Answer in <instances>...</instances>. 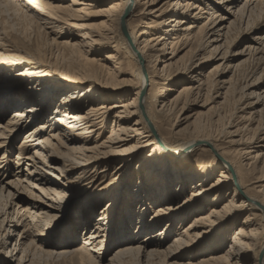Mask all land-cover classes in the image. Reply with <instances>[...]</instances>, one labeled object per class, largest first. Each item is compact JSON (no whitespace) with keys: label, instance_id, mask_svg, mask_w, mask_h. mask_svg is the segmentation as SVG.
<instances>
[{"label":"bare ground","instance_id":"obj_1","mask_svg":"<svg viewBox=\"0 0 264 264\" xmlns=\"http://www.w3.org/2000/svg\"><path fill=\"white\" fill-rule=\"evenodd\" d=\"M198 1L203 0H0L8 15L62 39L64 50L62 63L44 65L29 56L11 53L0 38V70L25 67L22 75L48 80L49 87L56 89V95H46V90L38 87H31L23 96L15 95L13 114L5 120L12 103L2 101L18 93L25 83L20 76L0 81V213L9 216L7 207L11 203L17 207L20 219L15 232L20 238L31 239L26 249V243L22 244V256L7 264H33L38 255L44 254H56L59 259L67 256L75 264H118L125 257L140 264H264V189L255 186L264 180V150L252 151L256 142L246 137L248 128L232 118L223 124L225 119L218 114L229 94L226 85L230 79L225 80V76L244 62H229L234 54L225 49L227 35L235 21L247 26L252 13L264 7V0H204L207 11ZM142 7L144 12L139 13ZM136 13L150 20L139 30L131 28ZM204 14L207 17L203 18ZM93 17L102 21L90 23ZM195 29L202 30L197 43L206 49L208 58L195 56L196 62L183 70L187 85L169 99V87L181 74L173 70L174 60L182 46L196 43ZM257 40L254 44L261 46L264 37ZM245 52L235 54L241 57ZM247 52L256 55L261 51L250 46ZM215 60L220 63L209 72L215 73L208 83L209 73L203 74V69L208 61ZM154 62L163 65L154 69ZM253 87L250 84L244 88L250 91ZM211 90L216 96L210 100H215L207 104L200 98L210 96ZM37 93L42 98L40 104L36 102ZM186 95L188 100L183 99ZM244 95L255 98L246 106L252 112L249 116L259 114L264 97L256 96L255 91ZM59 96L62 104L55 106ZM181 105V112L188 105L207 109L218 125L222 122L221 131L197 133L195 125L202 111L180 119L181 112L177 114L176 110ZM170 115L169 129L156 122ZM108 122L110 130L104 137ZM158 130L170 131L168 136L181 135L182 139L165 138ZM23 135L18 149L14 148L16 139ZM14 149L18 150L16 167L9 163ZM198 149L219 170V177L211 184L207 170L199 167L197 172L185 171L184 164H189L190 158L187 155ZM23 164L28 167L21 168ZM133 165L139 172L149 166L165 172L153 179L160 188L149 198L162 196L160 205L146 214L145 220L141 216L147 205L140 197L143 187L130 184ZM186 183L192 191L174 206L176 191L182 192ZM23 192L30 199L23 197ZM70 199L75 204L81 199L76 209L82 217L76 223L79 229H88L77 249H71L75 234L64 236L65 243L47 241L56 229L55 214ZM121 204L132 207L128 213L123 209L126 216L135 209L134 218L139 219L128 223L133 227L130 232L125 219L120 218L114 229L109 219L120 216ZM98 207L99 216L89 229V214ZM189 216L190 222L165 242L166 236L175 233ZM228 222L240 226L224 250L227 239L223 231ZM154 229L160 231L150 237L149 244H142L145 240L137 235H148ZM110 233L111 247L116 248L109 259H104L100 255ZM211 236L215 237L213 250L217 253L195 259L200 253L195 252L198 246ZM49 245L62 250L55 253L46 249ZM185 255L188 258L181 262Z\"/></svg>","mask_w":264,"mask_h":264},{"label":"rangeland","instance_id":"obj_2","mask_svg":"<svg viewBox=\"0 0 264 264\" xmlns=\"http://www.w3.org/2000/svg\"><path fill=\"white\" fill-rule=\"evenodd\" d=\"M108 1L110 2V0H105L106 3H109ZM203 1H198V2L203 3V5L201 7L204 8L205 11H207V9H205L206 7H205V3ZM242 1H244V0H240V2H242ZM259 8H260L259 12L257 9L255 12L252 13V16H250V20H249L247 26L245 23L243 25H240L238 22L235 21L234 24L230 28V32L227 35L229 38L227 37L225 49H228V52L230 55L234 54L229 58V62H231V64H234L238 61L239 62L244 61V62L242 63V65L237 70H235V71L231 70L225 76V80L230 79V81L226 85V87H229V94L226 95L227 100L225 99V102L221 105L222 109L220 108V110L218 112L219 115L221 114V117L222 116L224 117L223 120L224 119L226 120V121L225 120L223 121V124L225 122H227L229 119L231 120V118H232L236 122H238V124H241V125L245 126L246 128H248L245 135L248 139H254L255 140L256 143L253 145L254 148L252 149V151H254V152L264 150V139H262L264 137V135H263L264 130L263 131L260 130V128H264V101L261 104L263 108L261 106L258 108V110L261 109V112L259 114H256V116L255 115L249 116V113H252V112L246 106H248L249 103L254 102L255 98L249 99L248 96H250V95L245 96L244 94H247L251 91H255L256 96L264 97V40L263 41L261 40L264 37V7H259ZM6 10H7V8L4 7L0 3V38H1L2 44L6 47L5 49H7L8 51H10L13 54H21V55L29 56V57L33 58L35 61H37L41 64H44V65H48V64L53 65L55 63H57V64L62 63V60H63L62 54L64 55V50H63L62 46H60V42H62V39L57 38L52 34L48 35V33L46 31L38 28L35 25L31 26L30 23H28V22H25L21 19L13 18L12 16L8 15ZM142 10H143V7L139 11V13L144 12ZM213 11L218 13L217 9H214ZM139 13H136V15ZM204 17H207V15L204 14L203 18ZM100 21H102V18L93 17L92 19H90V23H98ZM149 21H150L149 17L146 16L145 14L137 15V17H134L132 19L131 28L139 30L140 28H142L145 25L144 23H147ZM204 21H205V19L203 20V22ZM201 31L202 30L195 29V32H196L195 38L197 39L196 43L192 44V45L187 44L186 46H182L181 47L182 50L178 54V57L174 60V62L175 61H177V62H175L173 70H177V71L181 72V74L178 75L179 77L177 76L176 78H174V81H176V82H173L172 83L173 85L171 87H169L171 89V91L169 92V95H168L169 99L176 97L178 92L183 88V86L187 85V83H186L187 81L184 80L185 76L183 74V70L186 66H189V64L196 62L195 56H199L198 58H200V59L201 58H203V59L208 58V53H207L206 49L198 47L199 43H197V42L201 39V35H202ZM151 34H153V35L159 34L160 35L161 32L151 31ZM256 39H258L257 41L260 40L263 42L261 44V46L254 44V41ZM229 40H231V41L229 42ZM227 42H229V43H227ZM226 46H229V47H226ZM250 46H254L256 48H259V50L261 52L256 54L257 56L253 52H251L252 54H248L247 48ZM201 49H202V51H201ZM240 51L241 52L246 51L245 55L241 56V57H237L235 53L238 54V53H240ZM106 52L107 51L103 52V54H105ZM169 58H170V56H167V59H169ZM233 60H235V61H233ZM219 63L220 62L216 61V60L215 61H208V63L205 65V67L203 69V74L206 75L207 73H209L211 71V69H213ZM63 65H65V64L63 63ZM162 65L163 64H160V62H158V63L154 62L153 63L154 69H160L162 67ZM24 68L25 67H20V68L19 67H15V68L13 67L12 68L13 70H8L5 68H2V70H0V81H2V83L5 81V78L9 77V76L14 77V78L16 76H20L21 79L25 83L24 87L18 93H11L10 95H13V96L2 101L4 104H8V105H10L12 103L11 109H9L7 111V114L5 116V120H8L11 117V115L13 114L14 107H15L14 104H16V102L13 100V97L15 95H17V96L25 95L26 92L31 89V87H32V89H37L36 87H38V89H41V90L45 89L46 90L45 92H47L46 95H49V94L56 95V93H55L56 89L53 90L54 86L50 85L51 87H49V85L46 83L48 80H46L44 82V81H41L40 77H37V76L22 75V74L26 73V70ZM214 73H215L214 71L209 73L208 83L213 81ZM211 78H212V80H210ZM45 79L46 78H44L43 80H45ZM250 84H252V85L254 84L255 87H253V89H250V91H246L245 90L246 88H244V87L247 85H250ZM30 85H33V86H30ZM160 86H162V85H160ZM211 89H213V88H211ZM213 92H214V90H211V92L209 93L210 96L205 95L206 98L203 97L200 99L205 100V102L207 104L212 102L215 99H212V100H210V99L214 98L216 96V95H213L214 94ZM116 93L118 94V93H122V92L117 91ZM37 94L38 95L35 96L36 102L38 104H40L41 103L40 99H42V98H40L41 97L40 93H37ZM2 95H6V94H2ZM57 95H65V94H57ZM61 99H62V96L57 97L55 102H54V105L55 106L61 105L62 104ZM183 99L188 100L189 97L186 95V96H184ZM110 103H112V102L110 101ZM55 106H53V107H55ZM181 107H182V105L176 110L177 114H180V112H181L180 108ZM244 109H246V110H244ZM199 111H202L203 114L197 120L198 122H196V125H195V128H196L195 130L197 133L203 134V135H205V134L212 135L213 133L221 131L222 122L219 121V125H218V123L215 122L216 121L215 115H213L211 112H207V109L201 110L196 105H190V106L188 105V106L184 107V110L180 114V119L190 117L194 113L199 112ZM243 116H245L246 118H249V119H251V117H253L254 120L252 122H250L249 119L244 120V119H242ZM57 117L58 116L55 115V118H57ZM213 118H215V119H213ZM172 119H173V115H170L169 117L162 119V120L159 119L156 122L159 123L158 125H162L163 127H166L169 125V121ZM110 126H111V122H108L105 129H104V137H106V135H108V132L110 130ZM166 128L169 129V127H166ZM158 131H159L158 133L160 135L164 136L165 138H168L171 140H175L177 138L182 139L181 135H179V136H174V135L168 136V132L171 134L170 131H165V132H162L161 130H158ZM255 137H257V138H255ZM23 138H24V135L20 136L16 139V141L14 142V145H15L14 148L18 149L21 142L23 141ZM256 139H257V141H256ZM17 149L12 150V152H10L11 156L9 155L10 156L9 163L11 165H13L14 167H16V162H17V153H18ZM1 155L3 156V152L0 154V159L2 158ZM187 156H190V158L188 159L189 164H187V163L184 164V166L186 168L185 169L186 172L188 170H190V172H197L199 170L198 168L201 167L202 169L208 171L210 184L213 183L219 177V174H220L219 170H217L216 168L211 166L212 164L210 162L211 160L209 159V157L207 155H202L199 152V149L196 150L195 152H192L191 154L189 153ZM200 165H202V166H200ZM27 167H28L27 165L23 164L21 168L26 169ZM136 168H137L136 165H133L131 167L129 175L132 176V181L130 182V184H131V186L141 185L143 187V192L141 193L140 197L142 199V202H145L147 205H146V210H144V213L142 212L141 216H142L143 220H145L146 214L152 213L153 209L160 205L159 198L162 196V195H160L159 198H156V199L149 198L151 193H153L157 190L159 191V188H160V186L157 183H155L153 181V179L157 176H163V174H165V172L162 173V171L159 169V167L154 168V166L153 167L149 166V169H146L148 171L143 170L141 172H139V168H137V169ZM138 172H139V174H137ZM146 173H148V174H146ZM81 186H82V184H81ZM255 186H260L261 189H264V180L257 183ZM80 189H79V191H80ZM73 190H74L75 194L78 191V189L76 187L73 188ZM191 191H192L191 185L188 186V183H186L185 189L182 192H179L178 190L176 191V193L178 192L177 193L178 197L176 196V199H175V202L173 205L176 206V205L180 204V202L184 198L188 197V195ZM22 196L30 199L28 194H26L24 192L22 193ZM128 199H131V196L128 197ZM80 200L81 199L77 200V202H76L77 205H78V202ZM1 204H2V201H0V206H1ZM76 204L74 202L72 203L71 199H70V202L65 201L62 203L63 209L60 210V212L55 214L57 216V218L55 219L56 229H54V232H52L49 235V237L47 238V241H49L51 243H55V245L58 243L61 244L62 241H63V243L66 242V241L64 242V240H65L64 236H67V235L72 236L75 234V236L73 237L74 240H73V243L71 245V249H77L78 248V245L80 244L81 239L83 238V235L88 233V229L83 231L82 227L79 229V227L77 226L76 221H77V219L81 218L82 216L80 215V213H78V211L76 209V206H77ZM10 206L11 207H7V209H6V211H9L8 212L9 216H7L5 214L6 212H4V211H1V213H0V264H7V262H10L13 260L15 261L18 257H21L23 254L22 248L24 247L26 249L28 247V243H30V241H31V239L29 240V239H27V237L20 238L19 232H15L16 231L15 226L17 225L18 220L20 218L17 219V215H16L17 207H15V206L12 207V203L10 204ZM100 208L101 207L94 209L89 214V217H88V220L90 222V225L88 226L89 229L92 227V225H94L95 220H97V218L99 216L98 212H99ZM120 208H121V211H123L122 212L123 216L121 213L120 216L117 215L113 218L112 217L109 218L111 220V222L113 221V229L119 223V220L121 218V219H125V221L127 222L126 226L128 228V231L130 232V231H132L133 227H132V224L130 227L128 225V223H130V221H131L134 224L135 223L134 220H139L136 217L134 218V216L136 215L135 209L132 210L133 212L130 214V216H126V214L124 212L127 211V213H128L132 209V207H130V206L127 207L126 205L124 206V204H121ZM123 209H125L126 211ZM6 217H7V219H6ZM190 217H192V216H189L185 221H183V223H180V225L177 227L175 233L167 235L165 242H169L170 240H172V238L175 236L177 231L180 230L184 225H186L187 223L190 222V220H191ZM130 218L132 220H130ZM257 218L258 217L255 216V219H257ZM239 219H240L239 221L243 220L242 217H240ZM11 222H14V223H11ZM227 225H229V226H227ZM227 225H226L225 231H223V232H225L226 239H227L226 244H224V246H223L224 250L227 249L228 242L231 239V237L234 235L236 228H238L240 226V225L231 226L230 222H228ZM160 228H161V226L157 227L156 229L158 230ZM156 229L149 231L148 235L141 234V233L139 234V233H137L138 231H135V230H134V233L139 234L137 236L140 239L145 240L144 242H142V244H149L150 243L149 241L152 239L150 237L154 236L155 233L160 231V230L157 231ZM71 232L73 234H71ZM112 238H113V236L110 233L108 238L103 243V250H102L100 257H103L104 259H109L110 256L112 255L113 250L116 248V247H113V248L111 247ZM115 238L116 237H114V239ZM126 238H128V237H126ZM214 238H215L214 236H211V237L206 238L205 240L202 241L200 246H198L197 250L195 251L196 253L200 252L201 254L200 253H199V255L196 254V256L197 255L198 256L195 257V259H198V257L203 256V254L207 255V254L215 252L216 249L213 250L214 245H215V243H214L215 239ZM24 243H26V244H25V246L22 247V244H24ZM17 244H18V246H17ZM15 245H16V248H15ZM46 249H50L51 251H54V252H55V250H56V252H59L60 250H62L60 248H54L53 245H49ZM224 252L225 251H221L220 253L223 254ZM215 253H217V252H215ZM187 256L188 255H185L184 256L185 258L181 262H185L186 259L188 258ZM128 258L129 257H125L122 260H119L118 264H138L139 263L137 260H135L131 257L129 259ZM161 259H159V260L161 261ZM162 261H164V260L162 259ZM154 262H156V261H154ZM154 262L151 264H154ZM157 263L159 264V262H156V264ZM15 264H18V263H15ZM33 264H75V263L67 256L65 258L62 257L61 259H59V257L57 258L56 254L52 255L51 257L44 254L42 256L38 255L35 258V261Z\"/></svg>","mask_w":264,"mask_h":264}]
</instances>
